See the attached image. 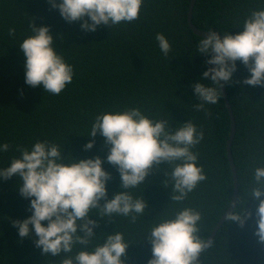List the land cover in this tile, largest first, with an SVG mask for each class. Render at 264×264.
<instances>
[{
	"label": "trees",
	"instance_id": "1",
	"mask_svg": "<svg viewBox=\"0 0 264 264\" xmlns=\"http://www.w3.org/2000/svg\"><path fill=\"white\" fill-rule=\"evenodd\" d=\"M190 2L145 0L138 20L111 28L101 24L90 32L81 28L82 20L66 21L51 0H0V145H10L7 152L0 151V168L20 156L17 146L30 148L37 140H47L64 148L65 157L104 158L103 167L112 174L107 185L112 198L124 189L119 171L107 162L111 146L99 133L89 136L98 114L139 107L155 120H167L174 129L191 120L204 132V139L192 150L198 153L197 163L207 179L182 203L172 201V166L162 162L143 184L130 190L148 202L146 213L135 223L128 217L117 216L113 222L92 215L99 220L94 244H102L115 231L124 234L129 244L123 257L126 264H148L151 228L185 207L202 213L200 236L206 240L234 193L227 153L231 116L223 93L216 104L205 105L210 115L193 107L199 103L194 84L211 82L203 73L212 65L207 63L208 55L197 53L202 35L189 25ZM258 7H264V0H197L193 22L203 30L236 34L244 30L248 13ZM33 22L38 27L50 26L57 51L74 68L72 82L59 95L25 82L26 58L19 43L31 34L28 27ZM10 28L16 29L14 36L9 35ZM157 33L165 34L172 45L167 56L158 46ZM250 75L238 60L232 81L225 86L237 124L231 147L239 192L232 211L247 210L252 216L244 226L226 219L198 264H264V243L255 235L259 201L250 197L254 169L264 166V86L245 85ZM93 139L94 147L86 150L84 145ZM21 184L18 175L0 178V264H59L64 253L43 255L35 246L34 233L21 239L13 226L15 220L32 214L31 198L21 195Z\"/></svg>",
	"mask_w": 264,
	"mask_h": 264
},
{
	"label": "clouds",
	"instance_id": "2",
	"mask_svg": "<svg viewBox=\"0 0 264 264\" xmlns=\"http://www.w3.org/2000/svg\"><path fill=\"white\" fill-rule=\"evenodd\" d=\"M68 22L83 21L81 28L94 32L101 24L110 28L122 23H132L140 18L145 0H51ZM243 31L236 34L208 31L197 44V53L209 56V67L203 76L210 83L197 82L194 91L199 103L196 111H210L205 105L216 104L224 85L232 81L237 61L251 73L245 85L264 86V7L251 10L243 21ZM30 35L21 43L25 56V82L42 86L45 92L59 95L74 77V68L57 51L50 26L29 25ZM15 28L9 29L14 36ZM161 52L167 56L172 45L163 33L155 37ZM223 81V85L221 84ZM110 145L107 162L120 173L123 191L108 195V182L112 174L103 167L104 158L96 156L77 160L65 157L64 148L47 140H37L31 147L17 146L20 156L11 160L10 166L0 168V178L8 180L18 175L19 188L24 198H31L32 214L15 220L21 239L33 233L34 243L45 256L65 255L59 264H126L129 244L122 232L115 231L104 237L102 244L95 229L99 220L92 215L115 222L117 216L130 218L135 223L146 213L147 200L137 198L132 189L143 184L151 171L162 162L172 166V201L182 203L199 183L207 179L203 166L198 165L195 148L204 132L191 120L172 128L167 120H155L139 107L123 111H108L96 116L89 136L97 134ZM95 140L84 145L92 149ZM8 143L0 145L7 152ZM71 157V159H70ZM68 159L69 162L64 161ZM250 197L258 203L255 235L264 243V166L254 169ZM165 187L167 184L165 183ZM101 201H104L101 203ZM252 213L230 212L227 220L244 226ZM202 213L192 207L177 211L173 218L155 224L148 235L152 244V258L148 264H198L201 253L212 246L200 236L199 222ZM47 221L45 224L44 222Z\"/></svg>",
	"mask_w": 264,
	"mask_h": 264
},
{
	"label": "water",
	"instance_id": "3",
	"mask_svg": "<svg viewBox=\"0 0 264 264\" xmlns=\"http://www.w3.org/2000/svg\"><path fill=\"white\" fill-rule=\"evenodd\" d=\"M196 1L197 0H191V2H190L189 10H188V22H189L190 27L193 29V31L195 33H197L199 35H202V36H206L207 34H209L208 31H211V30L200 29L193 22V9H194V6L196 4ZM220 35H221V38H223V34L220 33ZM212 67H215V65H212ZM221 84L223 85V81H221ZM222 92H223L225 103H226V105L228 107V110H229V113H230V116H231V129H230L229 139H228V144H227V153H228L229 161H230V164H231V167H232V171H233V175H234V193H233V197H232L231 203H230L227 211L217 221V223L215 224L211 234L206 239V241H209V240L212 241L213 240V237L216 235L218 229L222 226L224 221L227 219L228 214L230 212H232L234 206L236 205V201H237V198H238V192H239V186H238L239 177H238L237 167H236V163H235V160H234V157H233L232 147H231L232 143H233V140H234V137H235V134H236V130H237L236 118H235V115H234V112H233V108H232L231 102L229 100L228 92H227V89H226L225 85L222 88ZM201 255H202V253H201Z\"/></svg>",
	"mask_w": 264,
	"mask_h": 264
}]
</instances>
